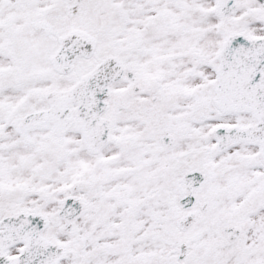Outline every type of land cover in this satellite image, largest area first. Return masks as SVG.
<instances>
[{
	"label": "snow or ice",
	"instance_id": "obj_1",
	"mask_svg": "<svg viewBox=\"0 0 264 264\" xmlns=\"http://www.w3.org/2000/svg\"><path fill=\"white\" fill-rule=\"evenodd\" d=\"M0 264H264V0H0Z\"/></svg>",
	"mask_w": 264,
	"mask_h": 264
}]
</instances>
